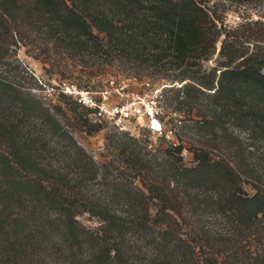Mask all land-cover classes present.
Here are the masks:
<instances>
[{
	"label": "trees",
	"instance_id": "trees-1",
	"mask_svg": "<svg viewBox=\"0 0 264 264\" xmlns=\"http://www.w3.org/2000/svg\"><path fill=\"white\" fill-rule=\"evenodd\" d=\"M217 23L198 0H0V264H241L228 246L233 240L215 236L207 218L217 212L231 237L264 238V179L248 174L242 161L253 194L227 161L213 160L203 147L189 166L179 156L155 167L133 150L128 162L143 188L127 192L128 212L117 213L83 196L82 183L99 166L80 146L70 158L84 168L75 180L50 160L47 139L66 130L1 69L22 44L57 48L84 67L92 58L154 66L164 73L163 92H173L170 104L188 114L204 110L197 111L200 130L231 142L225 124L232 120L264 142V21L227 32ZM216 50V64L202 69ZM81 123L98 130L88 118ZM174 147L177 155L184 148ZM84 213L96 225L82 224ZM258 256L264 264V245Z\"/></svg>",
	"mask_w": 264,
	"mask_h": 264
},
{
	"label": "rangeland",
	"instance_id": "rangeland-1",
	"mask_svg": "<svg viewBox=\"0 0 264 264\" xmlns=\"http://www.w3.org/2000/svg\"><path fill=\"white\" fill-rule=\"evenodd\" d=\"M198 1L218 19V27L225 31L236 28L237 24L246 20L264 21V0ZM217 50L210 59L201 61L202 69H209L216 64ZM100 62L102 59L92 58L89 60V67H84L80 61L65 56L57 48L43 49L22 44L6 56L1 66L7 80L13 82L23 93L29 92L39 97L66 130L63 138L54 134L47 139L50 160L63 168L69 178H79L84 168L70 159L77 145L99 166L97 176L81 185L84 197L107 204L117 213L127 214L126 205L129 204V198L126 193L134 186L143 188L140 177L128 162V154L139 150L141 156L153 160L155 167L167 166L181 156V162L189 166L194 163L195 149L200 147L206 149L213 160L227 161L229 166L241 175V186L244 190L248 194L254 193L248 178L243 176L238 167L242 161L248 174L264 179L263 141L249 137L246 129L232 120L225 124L227 132L231 135V142L200 130V124L195 121L202 119L197 115V111L204 110L195 108L188 114L185 106L179 105V108H175V103L170 104L173 92H163L162 87L166 84L159 80L164 74L159 68H130L117 61L108 65H102ZM73 89L88 91L95 99H99L101 92L107 90V108L130 102L135 103L134 108L156 103L161 109L160 118L164 129L172 133L169 137L149 133L148 118L138 114L124 120L127 130L120 132L110 115H98L92 106L79 101L78 94L71 92ZM85 118L91 120L92 124L99 125L98 130L88 131L89 126L81 123ZM93 127L94 125L91 128ZM220 134L221 129L217 131V135ZM133 142L137 146H134ZM179 142L184 148L180 155H177L174 153V145ZM83 160L86 162V157L83 156ZM216 213L212 212L207 218L215 236L222 234L233 240L228 246L232 245L234 250L236 249V259L241 264H258L264 238L253 239L255 235H251L240 239L238 235H227V222ZM77 218L87 226L96 225L98 221L87 213ZM243 234L246 232L243 231Z\"/></svg>",
	"mask_w": 264,
	"mask_h": 264
},
{
	"label": "built area",
	"instance_id": "built-area-1",
	"mask_svg": "<svg viewBox=\"0 0 264 264\" xmlns=\"http://www.w3.org/2000/svg\"><path fill=\"white\" fill-rule=\"evenodd\" d=\"M71 92L78 94L79 101L92 106L98 115H102L103 113L110 115V118L114 120L116 128L120 132L127 130L124 120L138 114L148 118L147 130L149 133L164 134L167 137L172 133V131L164 129L160 118L161 109L156 103L147 104L145 107L134 108L135 103L130 102L121 104L120 106H114L113 108H107L106 101L109 98V92L107 90L101 92L99 99H95L88 91H76L73 89Z\"/></svg>",
	"mask_w": 264,
	"mask_h": 264
}]
</instances>
